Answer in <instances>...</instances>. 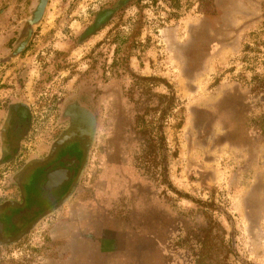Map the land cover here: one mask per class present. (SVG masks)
<instances>
[{"label":"rangeland","instance_id":"1","mask_svg":"<svg viewBox=\"0 0 264 264\" xmlns=\"http://www.w3.org/2000/svg\"><path fill=\"white\" fill-rule=\"evenodd\" d=\"M37 3L0 0V35ZM105 7L116 8L108 23L87 29ZM263 9L264 0H48L9 68L27 73L17 86L36 134L48 127L37 152L67 126L70 106L91 116L94 133L74 192L17 241H0V264H264V95L244 83L256 55L244 46ZM142 115L163 122L164 143L147 141ZM19 165L0 163V200ZM205 240L212 252L199 250Z\"/></svg>","mask_w":264,"mask_h":264},{"label":"flooded vegetation","instance_id":"2","mask_svg":"<svg viewBox=\"0 0 264 264\" xmlns=\"http://www.w3.org/2000/svg\"><path fill=\"white\" fill-rule=\"evenodd\" d=\"M37 22L21 21L0 35V163L20 164L13 171L9 194L0 200V241L5 243L17 241L33 224H38L74 192L92 142L88 134L92 131L93 137L94 133L91 116L73 105L64 117V120H68L67 126L37 152L39 147L35 141H39L41 136L45 138L48 127L36 134L34 112L22 99L20 84L17 86V74V78L25 79L27 73L9 70L11 64L21 59L29 49L33 26ZM30 31L26 45L21 51L15 52ZM68 130H73V134L58 142ZM31 145L36 149L24 158L26 154L23 149Z\"/></svg>","mask_w":264,"mask_h":264},{"label":"trees","instance_id":"3","mask_svg":"<svg viewBox=\"0 0 264 264\" xmlns=\"http://www.w3.org/2000/svg\"><path fill=\"white\" fill-rule=\"evenodd\" d=\"M116 8H101L95 13V18L93 20V23L87 28V29H101L103 28L109 21V19L112 17L113 13L115 12ZM262 18L263 21L261 23V26L254 31L249 32V37L253 40V46L250 43H245V49L244 52L247 51L246 48L249 49V51L254 50L256 55L254 56L255 63L251 65L252 68H249L252 71H255L252 75V78L250 80L244 81V83L248 84V86L251 87L252 92H258L264 95V9L262 12ZM246 59L245 61H248L247 56H244ZM248 65V64H247ZM249 66H246V68ZM257 69V70H255ZM261 71V72H260ZM163 98H166L165 95H162ZM163 120V118H161ZM141 123V124H140ZM163 123V122H162ZM162 123H159L155 118L152 120V122H147L144 118V116H139L136 119V124L141 129V133L146 137L147 141L149 143L154 142L157 138V140L164 143V133L162 128ZM165 157V156H164ZM212 226L210 225L209 228H206L205 235H209L211 231ZM211 243V242H209ZM201 247L199 248L200 251L203 252H212L214 250V245L206 244V240L203 242H200ZM199 244V245H200ZM197 257V256H196ZM198 262H203V259L198 258ZM215 263L217 264H229L226 259L224 260H216ZM209 264H212L209 263Z\"/></svg>","mask_w":264,"mask_h":264},{"label":"water","instance_id":"4","mask_svg":"<svg viewBox=\"0 0 264 264\" xmlns=\"http://www.w3.org/2000/svg\"><path fill=\"white\" fill-rule=\"evenodd\" d=\"M47 1L48 0H38V3L35 7V10L34 12L27 18V21H30L31 23H35L37 21H39V19L42 17L43 13H44V10H45V7H46V4H47ZM31 34V31L29 32L28 34V37L22 41L19 46L17 47V49L15 50V52H19L23 49V47L26 45L27 41H28V38ZM73 134V130H68L67 132H65L58 140V142H61L63 141L64 139L66 138H69L71 135ZM89 137L90 139L92 138V131L89 132ZM70 195V194H69ZM69 195L67 197H65L60 203H63L65 200H67V198L69 197ZM58 206V205H57Z\"/></svg>","mask_w":264,"mask_h":264}]
</instances>
